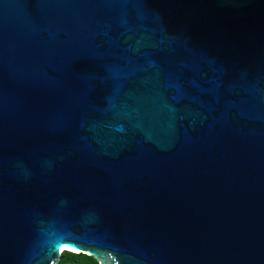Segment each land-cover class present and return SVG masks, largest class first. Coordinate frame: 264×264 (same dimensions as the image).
<instances>
[{
	"label": "water",
	"instance_id": "water-1",
	"mask_svg": "<svg viewBox=\"0 0 264 264\" xmlns=\"http://www.w3.org/2000/svg\"><path fill=\"white\" fill-rule=\"evenodd\" d=\"M66 250L264 264V0H0V264Z\"/></svg>",
	"mask_w": 264,
	"mask_h": 264
},
{
	"label": "trees",
	"instance_id": "trees-1",
	"mask_svg": "<svg viewBox=\"0 0 264 264\" xmlns=\"http://www.w3.org/2000/svg\"><path fill=\"white\" fill-rule=\"evenodd\" d=\"M97 262L98 261L92 256L66 250L63 252L58 264H97Z\"/></svg>",
	"mask_w": 264,
	"mask_h": 264
},
{
	"label": "snow or ice",
	"instance_id": "snow-or-ice-1",
	"mask_svg": "<svg viewBox=\"0 0 264 264\" xmlns=\"http://www.w3.org/2000/svg\"><path fill=\"white\" fill-rule=\"evenodd\" d=\"M69 243H76V242L75 241H67V242H64V246L66 247L67 244H69ZM80 247H83V245L77 244V248H80ZM59 251H63V248L62 247L59 248ZM97 264H98V262H97Z\"/></svg>",
	"mask_w": 264,
	"mask_h": 264
}]
</instances>
